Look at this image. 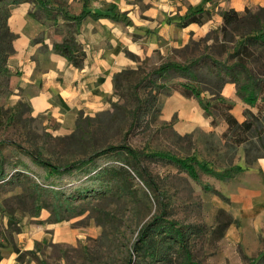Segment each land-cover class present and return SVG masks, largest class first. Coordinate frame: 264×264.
I'll list each match as a JSON object with an SVG mask.
<instances>
[{
    "label": "rangeland",
    "instance_id": "rangeland-1",
    "mask_svg": "<svg viewBox=\"0 0 264 264\" xmlns=\"http://www.w3.org/2000/svg\"><path fill=\"white\" fill-rule=\"evenodd\" d=\"M30 1L34 3L33 13L41 19H49L51 24L59 23L56 18L62 17L66 8L58 0ZM210 2L213 7L217 0ZM10 5L8 0H0V158L15 161L7 147L10 144L39 150L52 163L66 161L70 158L69 150L60 139L78 124L81 129L87 125L94 132L90 144L96 147L125 144L144 151L171 152L180 157L195 154L213 171L232 163L243 169L222 178L199 171L196 181L173 165L142 160L136 173L147 168L155 177L157 187L147 188L134 173L135 180L129 183L130 187L117 178L108 195L82 196L73 191L67 209L66 201L36 188L23 172L13 169L12 175L0 179L2 257L14 251L17 264H125L129 250L133 259L137 258L131 264H148L143 255L135 256L132 244L140 227L160 212V207L165 209L164 217L196 229L189 234L188 246L200 264H244L240 250L252 258L264 251V170L254 164L261 150L251 144L234 150L224 147L225 142L217 132L199 127L184 134L177 133L171 120L162 119L161 105L173 85L186 78L172 71L161 76H145L168 59L182 63L205 51L225 58L226 51L219 48L214 35L210 33L212 37L209 34L210 38L205 39V33L182 48L153 52L139 59L136 64L139 69L129 72L123 88L112 93V100L121 108L112 113L111 119L94 113L90 115L93 121L85 125V114L56 118L48 113H32L26 98L15 96L16 73L7 66L5 56L10 48V35L5 27ZM60 25L66 35L69 25L67 22ZM206 44L208 49H205ZM251 67L264 71L257 68L258 63ZM195 72L196 77L188 79L189 82L199 87L204 97H210L208 88L215 83L212 68L205 62ZM135 106L141 107L144 115L134 126H129ZM104 109L111 110L110 103ZM119 156L126 158L123 152ZM203 184L220 194L204 188ZM219 209L231 214L237 222L231 223L220 236L213 232L218 224L215 216ZM54 212L64 218L53 222ZM22 247L27 249L21 250Z\"/></svg>",
    "mask_w": 264,
    "mask_h": 264
},
{
    "label": "trees",
    "instance_id": "trees-1",
    "mask_svg": "<svg viewBox=\"0 0 264 264\" xmlns=\"http://www.w3.org/2000/svg\"><path fill=\"white\" fill-rule=\"evenodd\" d=\"M22 1L24 0H8L12 5ZM85 4L86 0H83L79 14L64 16L70 29L59 41L52 43L53 50L63 55L76 67L82 65L84 57L83 50L75 39V34L77 24L89 13L85 10ZM102 14L95 12L92 16L95 18ZM218 14L221 17V23L216 27H211L204 38L209 39L210 33L214 35L213 40L217 42L222 51H226L225 58H218L212 52L205 51L182 63L168 59L157 64L145 76H161L172 71L185 77L186 80L173 85L172 91L175 90L182 95L192 97L202 108L203 114L210 117L212 126L218 124L219 120L225 122L226 128L218 133L219 138L225 142L224 147L229 146L234 150L242 145H256V148L261 150L259 155L264 157V71H256L251 67V64L258 63L257 68H264V4L245 6L243 10L238 11L231 6H224L218 10ZM209 17L210 8L203 5L196 6L195 9L189 7L181 17L180 24L185 25L191 22L202 24ZM6 33L11 39L12 34L8 27H6ZM208 48L209 45L206 44L205 49ZM11 49L10 41L9 51L5 54L6 58ZM130 56L135 59L133 54L130 53ZM205 62L212 68L214 72L212 77L215 79L214 85L208 88L211 96L207 98L202 95L199 87L188 80L196 77L195 70ZM136 64L125 66L124 69L113 73L112 93L123 88L129 72L139 69ZM227 81L234 84L235 92L242 101L240 121L231 112L233 104L225 102L220 93ZM109 103L111 110L97 111L102 118L110 116L111 119L112 113L121 108V105L112 98ZM140 108L135 106L132 109L129 126H134L144 115ZM83 121L86 125L87 122L93 121V117L86 114ZM77 125L69 134L60 139L69 150L70 158L66 161L52 163L39 150L7 144L8 149L15 156V161L11 163L0 158V179L10 175L13 169L21 171L36 188L49 191L56 197L58 196L60 200L66 201L65 208L67 209L73 191L75 195L82 196L95 193L108 195L113 191V181L117 178H121L127 185L126 187H130L129 183L134 182V173L137 172L138 164L142 160L173 165L196 181H198L199 171L222 178L229 177L243 169L239 164L232 163L220 171H213L206 161L198 159L195 154L180 157L171 152L144 151L125 144L96 147L90 144L94 132L90 131L87 125L83 129ZM209 131L215 133L214 130ZM120 152L125 153V159L119 156ZM142 170L136 173L139 180L147 188L157 187L158 183L151 171L145 167ZM203 187L220 194L208 184H203ZM160 204L163 205V203ZM160 208L161 211L153 215L138 230L136 241L132 244L135 256L143 255L148 264H172L174 260L178 261V264H200L188 246L189 234L196 229L191 225L183 226L173 218L164 217L165 209ZM54 213L53 222L64 218L59 212ZM215 220L218 224L213 232H217L218 236L222 235L231 223H237L236 218L225 213L223 209H219ZM126 254L125 264H131L133 260L137 261V258L133 259L129 250ZM1 258L2 255H0V260ZM240 259L244 264H264V251H261L257 258H252L240 250Z\"/></svg>",
    "mask_w": 264,
    "mask_h": 264
},
{
    "label": "crops",
    "instance_id": "crops-1",
    "mask_svg": "<svg viewBox=\"0 0 264 264\" xmlns=\"http://www.w3.org/2000/svg\"><path fill=\"white\" fill-rule=\"evenodd\" d=\"M58 1L66 8L63 16L56 18L57 24L37 17L34 3L28 0L11 5L6 18L12 34L6 62L16 73L15 96L26 98L32 113H48L56 118L77 113L92 115L106 108L113 97L114 72L133 66L153 52L182 48L189 40L201 37L221 23L218 10L224 6L238 11L264 4V0H217L213 8L210 0H86L85 10L89 13L77 24L75 34L84 57L82 65L76 67L55 52L52 43L65 36L60 24L66 22L64 16L80 13L83 0ZM199 5L210 8V17L202 24H180L189 7ZM95 12L103 14L94 18ZM220 93L225 102L233 104L231 112L240 121L242 101L234 84L227 81ZM161 109L162 119L171 120L179 134L198 127L217 133L226 128L222 120L212 126L210 117L192 97L175 90L165 96ZM254 164L264 170V157L257 156ZM15 254L4 255L0 264H17Z\"/></svg>",
    "mask_w": 264,
    "mask_h": 264
}]
</instances>
